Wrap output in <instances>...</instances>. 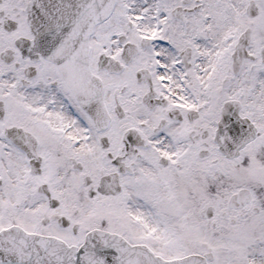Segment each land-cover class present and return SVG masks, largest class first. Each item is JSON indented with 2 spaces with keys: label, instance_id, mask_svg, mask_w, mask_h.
Returning a JSON list of instances; mask_svg holds the SVG:
<instances>
[{
  "label": "snow or ice",
  "instance_id": "obj_1",
  "mask_svg": "<svg viewBox=\"0 0 264 264\" xmlns=\"http://www.w3.org/2000/svg\"><path fill=\"white\" fill-rule=\"evenodd\" d=\"M0 264H264V0H0Z\"/></svg>",
  "mask_w": 264,
  "mask_h": 264
}]
</instances>
